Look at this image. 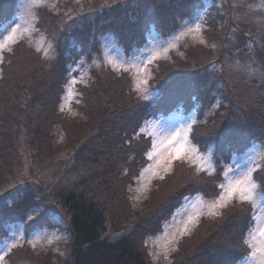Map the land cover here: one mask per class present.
Wrapping results in <instances>:
<instances>
[{
	"label": "trees",
	"instance_id": "1",
	"mask_svg": "<svg viewBox=\"0 0 264 264\" xmlns=\"http://www.w3.org/2000/svg\"><path fill=\"white\" fill-rule=\"evenodd\" d=\"M4 1L8 4L0 7V27L16 13L17 0H13L12 5L10 0ZM203 3V0H179L170 13L192 14L204 6ZM61 4L66 8L63 12L49 6L38 10L37 27L56 42L57 56L46 59L27 41H21L6 51L2 62L0 186L4 189L0 194V242L12 221H23L34 206L45 207L37 217L26 221V230L50 226L51 212L59 211L68 224L67 257L60 251L49 249L43 253L24 246L13 249L7 264H156L148 255L145 236L157 233L158 220L167 218L174 208L170 205L175 203L176 207V201L182 198L183 195H179L182 186L192 188L198 178H194L197 176L186 163L178 164L166 182L167 185L172 183L164 194L173 189L168 197L163 194L155 203L157 196L153 195L146 202L149 208L145 216H130L132 203L127 188L139 176L146 149V139L136 136L134 128L154 114L168 115L192 106L198 121L192 129L191 140L200 147H215L216 158L225 154L231 156L230 150L234 151L239 145L245 147L264 138L260 133L263 125L257 126L264 122V78L249 81L235 77L236 66L227 64L223 57L232 43V29L239 24L234 20L236 16L227 20L226 15L214 7L204 28L210 44L205 48L200 44L190 45L186 57L173 55L177 62L159 61L155 66L156 77L150 84L159 90L153 101L146 105L140 103L127 72L104 69L105 84L100 80L96 83L94 76L90 85H78L81 96L77 107L81 114L71 116L60 110L67 65L79 56V50H87L84 40L94 39V34L92 23H87L86 28L79 27L90 12L80 11L74 0H63ZM150 15L143 10L130 27L120 25L113 29L118 41L128 49L138 43L139 36L152 25ZM262 57L264 55L257 53L253 65L264 71ZM199 63L203 67L196 71ZM210 65H221L222 71H207L208 74L205 70ZM15 125L20 126L18 134L14 133L18 127ZM59 129L67 137L57 146ZM90 134L93 143L96 138V149L91 140L78 149L83 156L84 148L86 159L94 162L90 174L87 173L89 168H85L88 166L65 164L62 157L59 163L63 170L55 176L53 185H47V189H36L37 183L20 187L27 177L35 178L34 170L27 169V161L36 163L43 151L47 156H60L66 148L77 146ZM74 157L72 154L71 161ZM256 177L264 184V169L258 170ZM43 191L46 197L39 195ZM161 198L170 199V204L162 209L160 203L164 199ZM243 214L242 208L237 206L228 208L224 217L216 220L218 223L205 220L187 237L189 240L182 243L183 254H178L182 263L176 264H229L230 256L239 250L235 241L241 232ZM126 216H130L129 223ZM110 230L121 232L111 238Z\"/></svg>",
	"mask_w": 264,
	"mask_h": 264
},
{
	"label": "rangeland",
	"instance_id": "2",
	"mask_svg": "<svg viewBox=\"0 0 264 264\" xmlns=\"http://www.w3.org/2000/svg\"><path fill=\"white\" fill-rule=\"evenodd\" d=\"M74 1L75 4H79L80 11L90 12L85 17L83 16L84 19L79 27L86 28L85 26L87 23H92L94 39L91 38L88 41L84 40L86 45L85 49L87 50H79L78 59L72 58L67 65V78L66 84L62 89L63 94L60 99V110L71 116H80L81 114L80 109L77 107L81 96V92L78 88L80 83L90 85L91 79L95 76L96 83L100 80V83L105 84L106 81L103 78H105L107 73L104 72V69L105 71L114 70L118 73L124 71L123 69L117 70L112 64L108 63L110 59L125 65H135L139 67L146 61V58H152L155 51L168 47L169 51L166 55L160 58H152V63L147 64V73L141 77L147 78L148 80L147 85L143 86L146 88L145 92H140L136 89L134 71L132 69L125 71L130 75L132 90H134L135 95L138 96V100L141 101L140 103L146 105L148 102L153 101L159 90V88L152 87L150 84L154 77H156L155 66L158 65L157 63L159 61L171 60V62L174 63L176 60L177 62V59L173 55H177L179 58L186 57V49L190 45L200 44L201 47L203 45V48L207 47L210 43L208 35L204 33V28L209 14L214 7H218L219 10L226 15L227 20L236 16L234 20L239 24L237 28L232 29L233 32L230 41L232 43L228 47V52H224L225 54L223 57L227 64L233 67L236 66L234 73L237 75H235V77H242L249 81L258 78L261 79L262 77L264 78V71L260 69V66L256 67L253 65V62H256L257 53L258 56L264 55V0H203L204 6L196 9L194 13L187 15L182 12L170 13L171 9L175 7L174 4L179 0ZM12 2L13 0H10L9 4L12 5ZM62 2L63 0H46L42 6H34L32 0H17L15 8L16 13L13 21L8 23L7 20L3 22V27H0V42H3L11 30L16 29L17 24H19L20 28L16 29V37L9 45L11 49H13L18 42L27 41L36 51L37 47L42 45L39 52L44 58H54L57 56L55 50L56 42L48 36L47 32L38 29V10L39 7L49 6L63 12L66 8L62 7ZM6 4H8L6 1L0 0V7ZM143 10H147L148 14L154 15H150L152 25L143 31L142 37L139 36V42H135L133 46L128 49L118 41L119 39L115 36L113 29L120 25L130 27L133 21L137 19L135 16L139 12L142 13ZM33 17H35V19H33ZM195 23H200L203 29V39L206 40L207 43L202 44L199 42V34L192 33L190 35H183V33ZM250 28L253 30L251 31ZM24 29L28 30L25 31ZM245 37L250 39H246ZM171 45H174V47H170ZM245 45L247 47H243ZM6 51L8 50L6 49L0 53V56H2V59H0V79L2 78L1 67ZM46 52L47 54H45ZM261 61L264 62V57H262ZM202 65L203 64L199 63L196 67V71H199L200 67H203ZM168 68L171 70L174 69L173 67ZM221 68V65H210L208 68L209 70L206 69L205 71L206 73H208L207 71L212 73L210 72L212 70L215 72L219 70L217 72H221ZM179 76H181V73ZM30 92H32V89H30ZM122 98L124 99V96ZM122 111V109L119 110L121 114L123 113ZM142 121V123H137V128H134V131L137 132L136 136H142L146 139V149H144L143 152L144 161L138 174L139 176L136 177L134 184H129L127 188L132 203V207L129 205V212H131L130 216L138 214V217H141V215L145 214V211L149 208L146 202L152 198L153 195L157 196L154 202H158V199L164 194V191L170 187L169 184L172 182L168 183V185L166 182L170 180L178 164L186 163L190 172L195 173L197 176L194 178H198L197 182H193L192 188L187 185L182 186V189L179 191V195H183L182 198L176 201L178 203H176V207L174 206L175 203L170 205V207L173 206L174 208H171V211L169 210L170 214L167 215V218H164V216L162 217L164 219L158 220L160 223L158 224L159 230L157 233L145 236V246L151 260L155 261L156 264L182 263L180 262L181 260L178 254L179 252L183 254L181 250H184L182 247L185 244L184 241L186 242L189 240L187 237L194 234L195 230L201 227L200 225H202L205 220L209 221L212 219L216 221L217 219H221L224 217L228 208L239 206L244 213L243 216L240 217V224H243L241 226V232L239 233L238 239L235 238L239 250L236 252L234 251L230 256L231 259L229 264H257L256 258L250 255V249L244 243L249 228L255 226L251 219L253 214L252 206L247 203L241 204L233 201L228 207L219 209L221 215L215 216L209 215V205L219 196L220 189L218 185L224 182L223 173L229 167L240 169L247 166V160H251V166L256 167L257 171L264 169V138H260L253 143L250 142V144H246L245 147L239 145L234 151L230 150L232 153L231 156L230 154H225L224 156L220 155L216 158L217 152L215 147H200L191 140L192 129L198 121L195 108L192 106H189L186 110L180 108L171 114L168 113V115L164 113L154 114L151 118L147 117ZM262 125L264 127V122L257 124L259 127H262ZM19 127L20 126L14 131L15 134L19 133ZM142 129L143 131H141ZM175 131L186 134L188 145L194 146L202 158H207L205 161L206 165L210 161L212 167L208 168L207 171H198L195 164L189 163L186 160H172L169 166L168 161L163 158L166 156L164 150H161L159 158L154 156L152 160H149L148 154L153 151V144L160 145ZM57 133L59 138L56 144L60 146V144L66 140L67 136L64 134L63 130L60 129L57 130ZM260 133L264 134V130L262 132L260 131ZM18 137L25 141L20 135ZM18 137L16 140L19 139ZM92 137V134L84 137L83 142H79L77 146L73 144L71 148H66L60 156H47V153L45 154V151H43L37 156L36 163H32V160L27 161V169L30 171L34 170L35 178L32 179L31 177H27L26 181L21 182L22 185L20 187L25 188L29 184L37 183L36 189H39V187L47 189V185H53L54 181H56L55 176L60 174L63 170L62 166V169L60 168L59 163L62 157L65 164L72 165L77 163L84 167L88 166L85 168H89L87 173L90 174V167L92 164L94 165V162L86 159L84 148L83 156L82 152H79L78 149L82 148L85 145L84 143H86L87 140H91ZM262 137H264V135H262ZM93 140L94 143L91 140L93 143L92 146L96 149V138L94 137ZM72 154L73 157L75 154L76 156L74 160L71 161ZM158 159L159 162H157ZM149 166L152 167L150 168ZM145 169H148V171H145ZM257 171L254 173L256 183L264 186L263 182L256 177ZM86 175L87 174H85L84 177ZM89 182L90 181H88V183ZM3 189L4 188L0 186V194L3 193L1 192ZM172 190H169L167 195L164 194V196L166 195L168 197V193L172 192ZM39 195L46 197L44 191ZM166 196L165 198H167ZM169 200L167 201V199H164L161 201V209L170 204ZM154 202L152 204H155ZM119 203L120 201L118 200V204ZM256 206L258 210L264 208V199H261L259 190L257 191ZM44 209L45 207L39 209V207L34 206L28 210L27 217L23 219V221H12L11 226L5 229L6 237L3 239L2 243H0V255L4 256V260L0 262V264H7V257L13 249L24 246H29L31 249L43 253L49 249H52L53 252L60 251L65 258L67 257L65 251L67 245L66 239L69 235L68 224L66 222V217L60 215L59 211H54V213L51 212L52 216L50 222H52V224L50 226L26 230V221H30L37 217ZM132 209L134 211H131ZM130 216L124 217L127 222ZM260 216L261 219L257 221V223L264 224V211L260 212ZM190 217L194 219L191 223H188ZM186 223L188 231L180 235ZM216 223L218 222L216 221ZM120 232L116 230L113 232L110 230L108 236L114 238L116 234L118 235ZM217 237L216 235L214 239H217ZM33 242L36 245L35 247H33ZM13 243L16 245L15 247H11ZM257 246H264V244L257 241Z\"/></svg>",
	"mask_w": 264,
	"mask_h": 264
},
{
	"label": "snow or ice",
	"instance_id": "3",
	"mask_svg": "<svg viewBox=\"0 0 264 264\" xmlns=\"http://www.w3.org/2000/svg\"><path fill=\"white\" fill-rule=\"evenodd\" d=\"M45 2L46 0H32L34 6H42ZM33 19H35V17H33ZM19 28L20 25L17 24L16 29ZM16 29H12L7 38L3 42H0V53L6 49L9 51L11 50L9 45L16 37ZM24 30L27 31L28 29ZM192 33L199 34L200 43H207V41L203 39V29L201 28L200 23H195L193 26L189 27L183 35H190ZM41 47L42 45L37 47V51H40ZM170 47H174V45H171ZM168 51V47L155 51L152 58H160L166 55ZM45 54H47V52ZM152 58H146V61L139 67L135 65H125L111 59L108 63L112 64L117 70L123 69L124 71H129L132 69L135 73L136 89L140 92H145L146 88L143 86L147 85L148 80L147 78L141 77L147 73V64L152 63ZM0 59H2V56H0ZM141 131H143V129ZM161 150L166 152V156L163 158L168 161L169 166L172 160H186L189 163L195 164L198 171H207L208 168L212 167L210 161L206 165L205 161L207 158H202L194 146L188 145L186 134H181L179 131L170 134V137L160 145L153 144V151L148 154V159L152 160L154 156L159 158ZM157 162H159V159ZM251 163V160H247V166L245 167L240 169L229 167L224 171V182L218 185L220 193L219 196L209 205V215H221L219 209L228 207L233 201L251 205L253 209L251 219L255 226L249 228L244 243L250 249V255L256 258L257 264H264V246H257V241L264 244V224L257 223V221L261 219L260 212L264 211V208L258 210L256 206L258 190L260 191L261 199H264V186L256 183L254 173L257 171V168L252 167ZM149 167L151 168L152 166ZM145 171H148V169H145ZM193 219V217H190L188 223H191ZM187 231L188 227L186 223L181 230L180 235L185 234ZM15 246L14 243L11 245V247ZM35 246L36 245L33 242V247ZM3 260L4 256L0 255V262Z\"/></svg>",
	"mask_w": 264,
	"mask_h": 264
}]
</instances>
